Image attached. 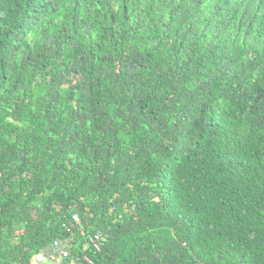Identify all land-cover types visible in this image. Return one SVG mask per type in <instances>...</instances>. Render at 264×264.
Here are the masks:
<instances>
[{"label":"trees","instance_id":"obj_1","mask_svg":"<svg viewBox=\"0 0 264 264\" xmlns=\"http://www.w3.org/2000/svg\"><path fill=\"white\" fill-rule=\"evenodd\" d=\"M56 241L264 264V0H0V264Z\"/></svg>","mask_w":264,"mask_h":264},{"label":"crops","instance_id":"obj_2","mask_svg":"<svg viewBox=\"0 0 264 264\" xmlns=\"http://www.w3.org/2000/svg\"><path fill=\"white\" fill-rule=\"evenodd\" d=\"M57 259V250L50 247L34 258L31 264H58Z\"/></svg>","mask_w":264,"mask_h":264},{"label":"built area","instance_id":"obj_3","mask_svg":"<svg viewBox=\"0 0 264 264\" xmlns=\"http://www.w3.org/2000/svg\"><path fill=\"white\" fill-rule=\"evenodd\" d=\"M73 219L74 221L78 222V218L76 216ZM94 246L96 247V249H99L98 244H94ZM52 247L57 250L58 264H70L67 262L70 253L65 245H62L61 242L56 241L53 243Z\"/></svg>","mask_w":264,"mask_h":264},{"label":"rangeland","instance_id":"obj_4","mask_svg":"<svg viewBox=\"0 0 264 264\" xmlns=\"http://www.w3.org/2000/svg\"><path fill=\"white\" fill-rule=\"evenodd\" d=\"M35 257H37V255Z\"/></svg>","mask_w":264,"mask_h":264}]
</instances>
